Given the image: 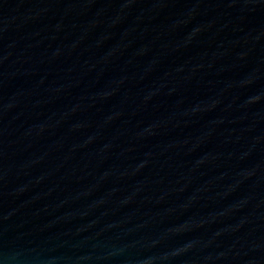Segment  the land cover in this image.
Instances as JSON below:
<instances>
[{
	"label": "water",
	"instance_id": "1",
	"mask_svg": "<svg viewBox=\"0 0 264 264\" xmlns=\"http://www.w3.org/2000/svg\"><path fill=\"white\" fill-rule=\"evenodd\" d=\"M0 264H264V0H0Z\"/></svg>",
	"mask_w": 264,
	"mask_h": 264
}]
</instances>
